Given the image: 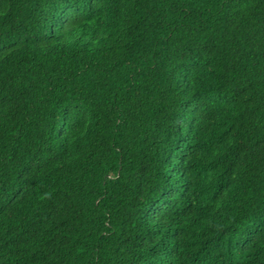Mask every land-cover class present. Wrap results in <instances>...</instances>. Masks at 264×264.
Masks as SVG:
<instances>
[{
    "label": "trees",
    "instance_id": "trees-1",
    "mask_svg": "<svg viewBox=\"0 0 264 264\" xmlns=\"http://www.w3.org/2000/svg\"><path fill=\"white\" fill-rule=\"evenodd\" d=\"M0 264H264V0H0Z\"/></svg>",
    "mask_w": 264,
    "mask_h": 264
}]
</instances>
